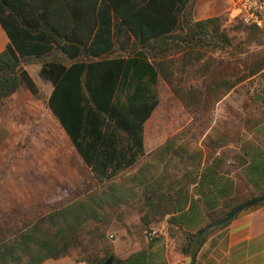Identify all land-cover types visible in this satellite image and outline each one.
<instances>
[{"label": "trees", "instance_id": "16d2710c", "mask_svg": "<svg viewBox=\"0 0 264 264\" xmlns=\"http://www.w3.org/2000/svg\"><path fill=\"white\" fill-rule=\"evenodd\" d=\"M196 1L0 0L10 41L0 52V111L26 87L83 163L79 183L61 199L16 205L0 218V264H43L72 253L83 264L110 257V264H194L208 236L231 221L203 229L264 195V149L245 145L229 167L226 135L213 128L198 147L186 144L188 125L145 154L159 78L191 123L249 78L264 81V50L242 69L231 58L215 59L238 46L221 16L194 19ZM236 30L243 45L264 46L259 30L239 22ZM253 99L263 101L264 85ZM245 124L246 131L260 126L249 118ZM133 203L144 234L156 237L118 258L108 230Z\"/></svg>", "mask_w": 264, "mask_h": 264}, {"label": "rangeland", "instance_id": "374dc122", "mask_svg": "<svg viewBox=\"0 0 264 264\" xmlns=\"http://www.w3.org/2000/svg\"><path fill=\"white\" fill-rule=\"evenodd\" d=\"M215 16L224 19L225 30L233 45L238 46L224 54L217 52L214 54L215 59L231 58L242 69L252 55L264 50V46L260 45H243L244 34L236 30L238 22L233 17L228 0L196 1L195 20ZM258 80L259 77L254 76L244 81L217 103L208 117L200 113V119L192 123L191 117L168 86L159 81L155 87L158 106L144 125L145 154L154 151L167 137L188 125L185 139L190 147L202 145L212 128L215 134L218 133L217 136L226 135L224 149L229 151V167L234 165L231 156H237L239 148L245 143H257L264 149V99L256 103L253 99L261 87ZM33 100L34 114L31 118L24 111L13 115L7 110L6 121L15 124L19 134L16 140L14 138L7 145L5 151L0 152V192L7 195L9 201L21 204L61 199L67 190L77 186L80 181L79 172L83 168L79 156L47 106L38 98ZM247 118L260 122V126L246 131ZM259 130L262 137L257 132ZM133 205L124 209L121 222H114L108 230L109 243L113 247L114 256L118 258L127 257L145 247L147 242V234H144L139 220L138 207L135 203ZM159 232L164 233V230ZM75 256L72 253L70 257Z\"/></svg>", "mask_w": 264, "mask_h": 264}, {"label": "crops", "instance_id": "0c3cea01", "mask_svg": "<svg viewBox=\"0 0 264 264\" xmlns=\"http://www.w3.org/2000/svg\"><path fill=\"white\" fill-rule=\"evenodd\" d=\"M124 38L125 37H122V40ZM9 45L10 41L0 25V52ZM114 49L116 48L114 47ZM159 81L162 80L159 78L156 85H158ZM33 98L37 97L33 96L26 87H23L13 94L1 109L0 152L5 151L7 145H9L14 138L16 140L19 134L15 124L6 121V117H8L7 114L16 115V113L24 111L25 114H28V118H31L34 114ZM10 102L11 104H9ZM41 102L44 103L42 100ZM7 110L9 111L8 113ZM47 110L50 111L48 106ZM257 132L261 137L263 136L260 133L261 130ZM153 139H155V137ZM145 140L144 126V147ZM245 145L259 146L257 143H245ZM245 145L239 148V154ZM4 153L8 154V152ZM16 205L29 204L16 203L15 201L11 202L8 200L7 195L0 192V218L3 217L10 208ZM43 264L83 263L77 262L75 257H65L57 261L47 260ZM194 264H264V205L240 213L226 227L213 231L199 249Z\"/></svg>", "mask_w": 264, "mask_h": 264}, {"label": "built area", "instance_id": "2783aa9c", "mask_svg": "<svg viewBox=\"0 0 264 264\" xmlns=\"http://www.w3.org/2000/svg\"><path fill=\"white\" fill-rule=\"evenodd\" d=\"M234 19L244 27H252L264 34V0H228ZM260 89L264 81L259 79ZM256 87V85H254ZM156 237L154 231L146 235V240Z\"/></svg>", "mask_w": 264, "mask_h": 264}, {"label": "water", "instance_id": "95a60500", "mask_svg": "<svg viewBox=\"0 0 264 264\" xmlns=\"http://www.w3.org/2000/svg\"><path fill=\"white\" fill-rule=\"evenodd\" d=\"M264 202V195L263 196H259L257 198L254 199H250L249 201H246L242 204H239L237 206H235L233 209H231L228 214L223 217L222 219L210 224L209 226H207L205 229H203L200 234H203L204 232L212 229V228H217L220 227L230 221H232L238 214H240L242 211H244L245 209H249L252 208L260 203ZM112 261V257L109 258V260L106 262V264H110Z\"/></svg>", "mask_w": 264, "mask_h": 264}]
</instances>
